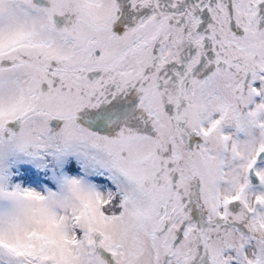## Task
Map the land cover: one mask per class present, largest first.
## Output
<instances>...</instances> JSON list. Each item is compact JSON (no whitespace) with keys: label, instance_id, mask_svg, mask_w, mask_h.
Listing matches in <instances>:
<instances>
[{"label":"rangeland","instance_id":"rangeland-1","mask_svg":"<svg viewBox=\"0 0 264 264\" xmlns=\"http://www.w3.org/2000/svg\"><path fill=\"white\" fill-rule=\"evenodd\" d=\"M260 151L264 0H0V264H264Z\"/></svg>","mask_w":264,"mask_h":264},{"label":"water","instance_id":"water-1","mask_svg":"<svg viewBox=\"0 0 264 264\" xmlns=\"http://www.w3.org/2000/svg\"><path fill=\"white\" fill-rule=\"evenodd\" d=\"M96 55H99V51H96ZM264 160V151H260L254 160V164L251 165L247 171V177L252 186L258 185L260 178L256 172L255 165Z\"/></svg>","mask_w":264,"mask_h":264},{"label":"trees","instance_id":"trees-1","mask_svg":"<svg viewBox=\"0 0 264 264\" xmlns=\"http://www.w3.org/2000/svg\"><path fill=\"white\" fill-rule=\"evenodd\" d=\"M68 168H71V167H69V166H67ZM72 169H75V168H72ZM76 169H78V168H76ZM76 232H78V229L76 228Z\"/></svg>","mask_w":264,"mask_h":264},{"label":"flooded vegetation","instance_id":"flooded-vegetation-1","mask_svg":"<svg viewBox=\"0 0 264 264\" xmlns=\"http://www.w3.org/2000/svg\"><path fill=\"white\" fill-rule=\"evenodd\" d=\"M129 57V55H127V58ZM249 169V168H248ZM248 181H249V179H248Z\"/></svg>","mask_w":264,"mask_h":264}]
</instances>
